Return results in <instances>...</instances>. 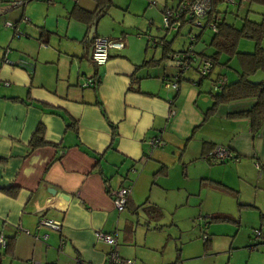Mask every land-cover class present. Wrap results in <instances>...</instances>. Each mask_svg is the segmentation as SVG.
Instances as JSON below:
<instances>
[{
    "label": "crops",
    "instance_id": "obj_1",
    "mask_svg": "<svg viewBox=\"0 0 264 264\" xmlns=\"http://www.w3.org/2000/svg\"><path fill=\"white\" fill-rule=\"evenodd\" d=\"M46 1L25 0L13 7L0 0V57L8 47L12 62L0 61V235L14 240L12 255L0 248V264H75L78 258L104 264L110 245L96 232L115 233L118 254L135 264L189 263L191 257H184L181 248L160 246L150 227L138 228L134 216L140 204L152 205L159 219V205L168 203L190 212L208 210L201 209L208 213L195 219L208 233L201 239L212 259L221 239L231 249L239 230L229 227L247 222V212L258 214L250 224L258 226L259 239L264 236V126L254 132L247 118L232 117L249 109L253 99L220 104L207 114L215 81H235L238 64L232 60L224 66L227 58L221 56L207 76H200L199 53L211 51L209 41L200 43L191 34L187 45L173 49L168 32L176 36L192 24L175 30L161 24L159 30L156 20L166 6L181 0H164L158 11L150 2L149 14L112 0L93 37L120 40L123 47L110 48L102 66L91 60L89 26L71 15L76 7L94 12L95 1ZM239 8L243 15L246 5ZM3 20L14 27H4ZM164 43L168 53L191 48L190 68L179 71L170 63ZM241 47L248 49L247 44ZM86 78L95 86L83 87ZM164 78L176 82L177 89L166 86ZM39 127L46 144L32 150L29 143ZM156 136L163 145L153 148L150 140ZM218 145L227 148L232 160L210 162ZM155 174L162 176L153 180ZM121 186H129L130 194L118 212L109 190ZM10 188L17 190L15 196L4 192ZM222 214L238 223L212 221ZM42 217L60 222L61 229L38 231ZM237 254L247 262L264 261V253L245 250L232 251L229 259Z\"/></svg>",
    "mask_w": 264,
    "mask_h": 264
},
{
    "label": "trees",
    "instance_id": "obj_2",
    "mask_svg": "<svg viewBox=\"0 0 264 264\" xmlns=\"http://www.w3.org/2000/svg\"><path fill=\"white\" fill-rule=\"evenodd\" d=\"M96 10L86 12L80 8H74L71 15L89 26L96 25L98 18L105 13L106 9L112 4V0H94ZM25 2V0H24ZM242 4L246 5L243 15L240 13ZM168 7V6H166ZM165 7V8H166ZM174 7V6H170ZM256 7V8H254ZM220 15V17L218 16ZM217 18L216 33L211 32L208 47L209 52H200L199 58H206L215 67L221 56H226L227 64L235 60L238 64L237 78L233 82H226L220 90L214 91L212 95V105L207 114L211 115L220 104H227L234 101L253 99L252 106L242 112L232 115V117L247 118L250 122L251 130L257 132L264 126V80L252 81L250 78L257 72H264V0H236L235 4H228L225 0H211V9L206 18L208 23ZM187 21H183L184 25ZM206 25L203 27L205 28ZM96 37V36H95ZM243 40L253 42L251 50H242L239 44ZM164 43L165 52H167ZM168 53V52H167ZM167 53H165L167 55ZM170 53V52H169ZM145 63V62H144ZM44 132L41 127L37 128L30 140V149H36L46 144L43 138ZM210 162H224L228 160H217L209 156ZM222 190L229 193L234 191L226 186L214 182ZM10 196H15L17 190L10 188L4 191ZM128 202V201H127ZM213 222L233 223L238 221L230 215H216L212 217ZM14 240L8 239L5 246V253L12 255Z\"/></svg>",
    "mask_w": 264,
    "mask_h": 264
},
{
    "label": "rangeland",
    "instance_id": "obj_3",
    "mask_svg": "<svg viewBox=\"0 0 264 264\" xmlns=\"http://www.w3.org/2000/svg\"><path fill=\"white\" fill-rule=\"evenodd\" d=\"M4 3H12L13 0H4ZM23 1V0H21ZM164 0H116L113 1L116 4L120 6L126 7L128 4L130 5V10H142L141 12H146L149 14L150 11H147L149 9V6L147 7V4L150 2H154L155 5L152 6V9H155L158 11V9L163 6ZM169 4L171 3V0H165ZM47 3V1H46ZM170 7V5L168 6ZM256 8V7H254ZM7 20H3L2 24L5 23ZM1 22V21H0ZM11 22V21H9ZM202 24L205 26L206 18L201 19ZM13 23V22H11ZM162 24V14L160 13L159 17L156 20V25L159 27V30H162L160 28ZM203 26V27H204ZM196 27L194 25H184L183 28L180 30V32L174 36L175 32L172 34L171 32H168L167 39L172 44L173 49H181V47L187 45L189 43V37L191 34L196 35L199 37V42H208L211 37L210 30L205 27ZM190 30V32H188ZM198 42V43H199ZM241 44H247L248 49L251 50L254 47V43L248 40H243L239 44V48L242 49ZM262 45H264V42H262ZM246 48H243L242 50H248ZM258 75L251 76L252 81H258L259 77H264V72H257ZM177 173L180 175L181 170H178ZM162 176L161 174H155L153 176V180H155L157 177ZM157 183V182H156ZM166 200V199H165ZM195 203L194 201H192ZM187 207L185 206H179V204H167V205H159V215L160 219L158 217H155V209L150 204H140L139 208V215L134 216L135 220L136 217L139 219L138 228L139 229H147L150 227L149 234H154L157 236V244L160 246H165L166 244L170 246L172 249L181 248L184 252L183 256L191 257L189 263L185 264H264V261L257 259L247 262V258L243 256V254H237L235 257V260H230L229 256L231 255L232 251L237 250H245L247 253L255 252V253H264V248L262 246L264 245H257L255 243L254 239H257L258 242L264 241V236H262L260 239L259 237L256 238V232H259L261 234V231L258 229L257 225L251 226V222H256L258 218V214L256 212H247V222L242 221L240 227L237 228V226L233 225L232 228L234 231H238V237L235 239V243L232 245L231 249L228 248V243L226 240L222 239L218 241L216 245L217 253L214 255V259L209 257L210 250L207 247L208 243L205 244L201 239V223L199 220L195 219L199 214H205L208 212H202V211H208L203 209H197L194 210V212L187 211ZM177 209L179 211H177ZM162 215V216H161ZM240 221V220H239ZM135 225V222H134ZM158 225V226H157ZM212 224H209L208 231L211 229ZM226 226V225H225ZM256 227V228H255ZM220 228H227V227H220ZM140 235V238H143L144 232ZM214 233H220V232H214ZM231 239V237H230ZM156 241V240H155ZM237 249V250H236ZM225 250V252H224ZM175 252V251H174ZM206 253V254H205ZM195 258V260H194ZM205 258V259H204ZM255 262V263H254ZM180 264H184V261H182Z\"/></svg>",
    "mask_w": 264,
    "mask_h": 264
},
{
    "label": "built area",
    "instance_id": "obj_4",
    "mask_svg": "<svg viewBox=\"0 0 264 264\" xmlns=\"http://www.w3.org/2000/svg\"><path fill=\"white\" fill-rule=\"evenodd\" d=\"M47 2L51 3L53 0H47ZM228 4H235L236 0H225ZM24 3V0L12 2L11 5L21 6ZM153 2L150 3V6ZM211 9V0H181L174 7H166L162 10V27L165 30L178 29L182 26L183 21H188L192 25L196 27H203L204 25L201 22L202 18H207ZM26 19V18H24ZM206 27L210 30V32L216 33L217 29V18L214 20L205 23ZM3 26L6 28H13L14 24L6 21L3 23ZM16 36H19L20 33L16 32ZM193 40V37L191 38ZM155 42V41H154ZM155 44V43H154ZM123 47V43L120 40H112L106 37L96 36L92 38L91 41V60L94 64L98 66L105 65L109 60V49L117 48L120 49ZM10 49L7 47L4 49L2 56L0 57V61L3 65L12 66V62L8 60L7 55L9 54ZM168 60L174 66L179 68V71H185L190 68L191 60L194 58V53L191 48L180 52H170L168 53ZM213 68L212 62L209 59L201 58L198 60V65L196 67L197 72L200 76H207ZM165 84L168 87H172L177 89L176 82H172L167 78H164ZM226 80L218 79L215 81L212 89L214 91L220 90L224 85ZM5 85H9L8 82L4 83ZM83 87H93L95 86V82L91 78H86L82 84ZM174 113L173 110H170L169 115ZM151 146L160 147L163 145L160 137H154L150 140ZM210 155L217 160H232V154L227 150V148L223 146H216ZM130 194L129 186H121L120 188L109 190V195L112 199L114 208L121 212L125 209L127 205V199ZM42 227L57 230L61 229V224L58 221H54L47 218H40L37 222L36 229L39 231ZM29 234L28 231L24 230ZM260 236L259 232H256V238ZM46 235H43L45 238ZM96 237L99 240H102L110 245V250L106 255V259L104 264H135V260L133 259H123L120 257L117 251L118 241L115 233H102L96 232ZM202 239L206 240L208 237V233L206 230L202 233ZM64 241H61L60 247H62ZM7 240L0 235V248H4L6 246ZM31 264H45L38 261H34ZM75 264H87L82 259H76Z\"/></svg>",
    "mask_w": 264,
    "mask_h": 264
},
{
    "label": "water",
    "instance_id": "obj_5",
    "mask_svg": "<svg viewBox=\"0 0 264 264\" xmlns=\"http://www.w3.org/2000/svg\"><path fill=\"white\" fill-rule=\"evenodd\" d=\"M93 34H94V26H91L90 31H89V33L87 35V41L92 40ZM53 191H55V190H53Z\"/></svg>",
    "mask_w": 264,
    "mask_h": 264
}]
</instances>
